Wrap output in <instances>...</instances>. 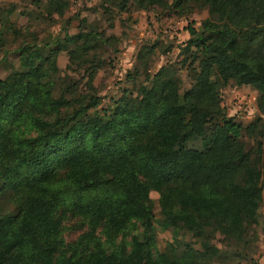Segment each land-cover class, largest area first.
Segmentation results:
<instances>
[{
	"label": "trees",
	"instance_id": "16d2710c",
	"mask_svg": "<svg viewBox=\"0 0 264 264\" xmlns=\"http://www.w3.org/2000/svg\"><path fill=\"white\" fill-rule=\"evenodd\" d=\"M205 1L212 19L186 27L185 49L197 50L182 95L162 65L111 113H92L97 96L56 88L55 61L37 45L20 49L19 67L0 78V264H213L218 228L242 239L264 200V146L257 139L260 167L250 165L220 90L251 84L264 109V0ZM152 189L165 220L197 232L199 248L153 253ZM68 215L86 226L74 241L61 235ZM136 221L141 235L116 244Z\"/></svg>",
	"mask_w": 264,
	"mask_h": 264
},
{
	"label": "rangeland",
	"instance_id": "374dc122",
	"mask_svg": "<svg viewBox=\"0 0 264 264\" xmlns=\"http://www.w3.org/2000/svg\"><path fill=\"white\" fill-rule=\"evenodd\" d=\"M206 18L212 15L205 0H0V78L19 67L21 48L37 45L55 61L56 88L59 82L72 84L78 96L98 97L89 109L92 113H111L123 92L137 94L162 65L178 77L182 95L193 81L191 69L196 65L190 63L189 54L197 50L185 49L190 37L186 27L191 24L202 31ZM258 95L253 85L233 80L220 90L227 114L242 125L246 149H251L249 164L260 167L255 148L257 139L264 146V109L258 105ZM148 195L154 213L153 253L164 252L171 260L174 247L199 248L197 232L181 222L165 220L159 191L148 190ZM3 207L11 211L14 204L3 202ZM85 228L79 217L68 215L61 222V235L65 241H74ZM141 232L142 225L136 221L114 240L129 248L132 237ZM210 243L221 253L213 264H264V200L241 240L218 228Z\"/></svg>",
	"mask_w": 264,
	"mask_h": 264
}]
</instances>
